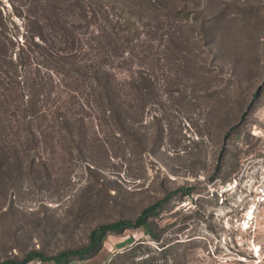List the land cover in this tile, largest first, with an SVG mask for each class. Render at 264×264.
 I'll list each match as a JSON object with an SVG mask.
<instances>
[{
	"label": "rangeland",
	"instance_id": "rangeland-1",
	"mask_svg": "<svg viewBox=\"0 0 264 264\" xmlns=\"http://www.w3.org/2000/svg\"><path fill=\"white\" fill-rule=\"evenodd\" d=\"M81 1L87 21L68 12L72 0H0V94L9 114L20 120L17 106L22 95L29 101L32 80L39 109L70 107L66 86L38 65L39 54H101L127 79L147 66L145 58L172 54L170 37L183 72L165 93L167 71L157 64L160 103L133 125V138L106 137L104 124L88 117L85 160L75 150L65 155L48 122H34L43 134L28 160L46 162L48 171L39 164L25 171L1 202L0 263L35 250L55 258L83 248L95 228L136 223L182 191L150 219L159 243L141 228L121 229L105 235L92 259L73 264H264V204L256 203L264 183V0H179L186 10L177 19L134 0ZM218 18V32L206 38ZM40 28L46 44L32 37Z\"/></svg>",
	"mask_w": 264,
	"mask_h": 264
},
{
	"label": "trees",
	"instance_id": "trees-1",
	"mask_svg": "<svg viewBox=\"0 0 264 264\" xmlns=\"http://www.w3.org/2000/svg\"><path fill=\"white\" fill-rule=\"evenodd\" d=\"M134 1L151 11L154 9L157 12L162 9L167 19H177L186 10L184 7H178L176 2L179 0ZM69 4L68 12H73L78 19L87 21L88 12L81 0H72ZM222 16H225L224 13ZM222 19L225 24L229 23V21H225L226 17ZM219 20L220 18L210 20L208 23L211 24L209 30L212 27H217V29L210 32L208 29L205 30L206 38L209 35L212 36L214 32H218ZM66 35L68 38L72 36L73 40L70 41L72 45H75L77 36L71 31L67 32ZM32 37H38L44 44L48 41L42 28ZM168 39L167 51L172 54H163L162 58L156 60L145 58L148 62L147 66H138V70L130 74L127 79H121L115 72V68L109 66L108 62H104L105 56L101 57V54H87L90 56L89 58H85L86 54H84L82 59L83 54H39L43 62L38 65L57 77L58 86H62V84L66 86L68 90L67 104H70V107L63 104L52 108L50 111L39 109L36 96L39 95L40 86L32 80V94L29 101L24 102L22 95V102L17 106L19 113L16 115L20 117L21 124L14 112L9 114L11 111L9 104L2 100L3 95L0 94V209L1 202L7 197L8 192L14 189L24 178L25 171L30 172L39 164L35 159L28 160L29 152L32 147L38 145L43 134L42 129H34V122L38 120H41V123L42 120L48 122L47 129L57 135L59 143L64 142L62 144L65 147V155H72L73 150H75L77 158L82 160L86 159L83 147L87 133L85 122L88 117L104 124L106 137H113L118 134L125 139L133 138L135 135L133 125L143 121L150 106L160 103L157 100L161 98L156 83L157 64L163 63L162 67L167 71L166 74L163 73L165 87L163 91L165 93H168L172 78L179 79L182 75L183 54H179V48L172 41V38L169 37ZM106 55H108L107 61L117 58L116 54L111 57L109 54ZM8 115L12 116L9 119V126L5 123ZM13 123H19L20 127L13 126ZM7 133H10L15 139L13 142L8 141L9 134L7 137ZM105 147L108 149V144L101 146L103 149ZM39 165L48 171L46 162L41 161ZM181 193L182 191H175L168 194L162 201L148 208L136 223L122 221L95 228L90 232L89 244L83 248L67 251L55 258H49L44 252L35 250L27 253L23 259H6L0 264H29L33 261H38L41 264L51 262L73 264L77 260L85 262L97 254L107 233H117L121 229L141 228L153 241L159 243L160 238L154 234L150 219L156 217L166 205L179 200ZM166 246L168 245L162 243L160 249H164Z\"/></svg>",
	"mask_w": 264,
	"mask_h": 264
},
{
	"label": "built area",
	"instance_id": "built-area-1",
	"mask_svg": "<svg viewBox=\"0 0 264 264\" xmlns=\"http://www.w3.org/2000/svg\"><path fill=\"white\" fill-rule=\"evenodd\" d=\"M238 186V185H237ZM236 185L234 187H237ZM256 203L258 205H262L264 204V183L262 182L259 186H258V193L256 196ZM253 212L248 211V216H247V220L242 223L243 224V229L249 230L250 227L249 225V221H252L253 217Z\"/></svg>",
	"mask_w": 264,
	"mask_h": 264
},
{
	"label": "bare ground",
	"instance_id": "bare-ground-1",
	"mask_svg": "<svg viewBox=\"0 0 264 264\" xmlns=\"http://www.w3.org/2000/svg\"><path fill=\"white\" fill-rule=\"evenodd\" d=\"M251 217H253V216H251ZM253 220V219H252Z\"/></svg>",
	"mask_w": 264,
	"mask_h": 264
}]
</instances>
